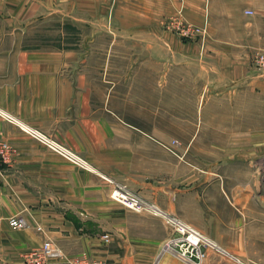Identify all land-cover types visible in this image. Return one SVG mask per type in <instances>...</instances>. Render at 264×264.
<instances>
[{
  "label": "crops",
  "instance_id": "crops-1",
  "mask_svg": "<svg viewBox=\"0 0 264 264\" xmlns=\"http://www.w3.org/2000/svg\"><path fill=\"white\" fill-rule=\"evenodd\" d=\"M168 2L175 12L178 0ZM184 2L191 19L203 20L207 15L212 38L204 51L174 33L161 31L157 24L162 14L160 0H121L122 31L110 26L103 37L97 34L93 19L100 7L109 6L93 2L80 8L77 0H0V140L16 150L13 163L0 176V264H25L26 255L46 238L60 245L70 258L87 253L112 264H191L165 248L175 230L171 219L187 224L184 186L141 173L130 156L120 155L121 148L114 142L92 144L88 129L80 125L103 124V117L73 122L76 97L81 103L78 107L82 103L85 109L92 107L86 95L99 86L101 60L107 61V73L116 75L112 60L124 57L140 56L144 60L140 66L147 67L148 56L169 54L166 64L159 58L163 68L176 69L178 80L202 79V97L228 98L240 116L247 113V98L256 102L258 97L261 106L264 79L250 57L255 49H264V0ZM246 9L255 11L254 15H246ZM87 11L85 21L91 31L85 56L29 44L35 23L41 19L73 16L79 20ZM133 17L136 22L129 23ZM8 115L32 128L62 133L71 149L80 151L92 168L63 158ZM126 133L130 139L136 135V131ZM102 136L121 138L119 131ZM117 183L144 199L150 208L137 212L113 200L111 192ZM12 215L24 217L29 226L11 228ZM104 234L110 235L109 243L103 240ZM216 241L224 251L211 252L204 264H243L221 240Z\"/></svg>",
  "mask_w": 264,
  "mask_h": 264
},
{
  "label": "rangeland",
  "instance_id": "rangeland-1",
  "mask_svg": "<svg viewBox=\"0 0 264 264\" xmlns=\"http://www.w3.org/2000/svg\"><path fill=\"white\" fill-rule=\"evenodd\" d=\"M77 1L80 8H87L93 2L109 6L105 10L100 7L95 13L93 22L95 20L99 28L98 35L105 36L110 26L122 31L125 17L124 11L122 14L119 10L121 0ZM168 1L160 0L162 14L157 24L161 31L174 33L181 41L197 45L204 51L212 38L207 15L203 20L191 19L184 0H178L172 13ZM82 15L79 20L73 16L41 19L35 23L37 26L28 38L29 44L86 54L91 29L85 21L89 19L88 11ZM128 21L135 23L136 17ZM259 52L264 49H255L250 59L253 68L264 79V72L255 64ZM159 56H148L147 67L140 66L144 65L140 56L112 60L116 75H109L105 69L107 61L101 60L100 87L96 84L92 93L86 95L92 100L89 101L92 107L85 109L83 103L82 108L78 107L81 103L76 97L73 122L78 118L82 121L83 117H103V124L80 125L88 129L87 136L92 144L114 142L121 148L120 155L130 156L141 173L149 172L156 181L184 186V209L189 226L214 243L221 240L220 244L231 255L240 257L243 264H264V95L261 106L258 97L256 102L254 98H247V113L237 115L228 98L202 97V79H176V69L166 65L163 68L159 59L164 58L166 64L171 55ZM240 101L242 103L243 99ZM7 118L15 121L12 116ZM37 130L71 149L69 140L62 133ZM112 131H119L121 138L104 139L102 134ZM127 131H136V135L130 139ZM1 143L10 145L7 154L10 159L0 161V176L3 169L13 163L16 151L11 143L0 140ZM175 236L178 237V233L174 230L168 241ZM176 249L180 251L179 246ZM213 251L207 248L202 261L189 259V263L204 264ZM171 252L180 256L177 251Z\"/></svg>",
  "mask_w": 264,
  "mask_h": 264
},
{
  "label": "built area",
  "instance_id": "built-area-1",
  "mask_svg": "<svg viewBox=\"0 0 264 264\" xmlns=\"http://www.w3.org/2000/svg\"><path fill=\"white\" fill-rule=\"evenodd\" d=\"M246 13L253 16L255 11L252 9H247ZM260 71L264 72V52H259L256 55V62ZM11 117V116H10ZM13 119V117H12ZM27 130V129H25ZM32 136L40 139L42 142L47 144L53 151L59 153L63 158L68 161H72L76 164L83 166L86 163L84 158L80 157L77 153L72 151L70 148L52 140L49 143L46 135L37 129L27 130ZM9 146L7 143L0 144V161H9L10 157L7 155L9 153ZM85 166V165H84ZM111 198L122 203L127 208L133 209L137 212H141L146 208H150L149 204L144 200L140 199L137 195L131 192L125 185L115 184L112 192ZM171 224L178 233V237L175 236L168 241L165 248L171 251L179 252L183 259L189 261H202L206 256V249L212 248L215 251H224L220 245L210 241L206 236L200 231L189 226L179 218L173 217L171 219ZM9 225L14 229H26L28 222L24 217L19 215H12L9 217ZM39 231H42L40 226L37 227ZM104 241H110L109 234L103 235ZM179 246L180 251L177 248ZM51 260L65 262L66 264H110L109 261L104 259H95L90 257L87 253H83L78 257L70 258L62 249V247L56 244L52 239L47 238L42 242L40 247L30 251L25 258L26 264H48Z\"/></svg>",
  "mask_w": 264,
  "mask_h": 264
},
{
  "label": "bare ground",
  "instance_id": "bare-ground-1",
  "mask_svg": "<svg viewBox=\"0 0 264 264\" xmlns=\"http://www.w3.org/2000/svg\"><path fill=\"white\" fill-rule=\"evenodd\" d=\"M8 116H11V115H8ZM12 117H13V116H12ZM13 118H15V117H13ZM15 121H18V120L15 119ZM18 123H20L21 126H22L23 128H25V129H27V130L34 129V128H32L31 126H29L28 124H26L25 122L22 123V122L18 121ZM46 138H47V140H49V141H48L49 143L52 142V140L49 139L47 136H46ZM84 160H85V159H84ZM84 165L87 166V167H89V168H92V166H90V165L87 163V161H86V163H85ZM208 239H209V238H208ZM209 240H210V239H209ZM210 241H211V240H210ZM212 242H213V241H212Z\"/></svg>",
  "mask_w": 264,
  "mask_h": 264
}]
</instances>
